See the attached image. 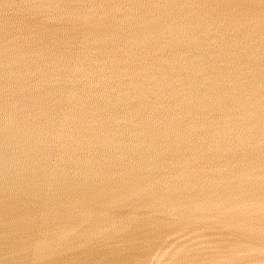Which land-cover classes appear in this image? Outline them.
<instances>
[{
  "label": "water",
  "instance_id": "water-1",
  "mask_svg": "<svg viewBox=\"0 0 264 264\" xmlns=\"http://www.w3.org/2000/svg\"><path fill=\"white\" fill-rule=\"evenodd\" d=\"M0 264H264V0H0Z\"/></svg>",
  "mask_w": 264,
  "mask_h": 264
}]
</instances>
